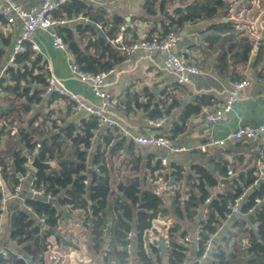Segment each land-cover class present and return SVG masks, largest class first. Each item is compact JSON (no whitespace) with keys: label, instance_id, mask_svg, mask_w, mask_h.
Here are the masks:
<instances>
[{"label":"trees","instance_id":"trees-1","mask_svg":"<svg viewBox=\"0 0 264 264\" xmlns=\"http://www.w3.org/2000/svg\"><path fill=\"white\" fill-rule=\"evenodd\" d=\"M228 0H146L141 7L146 17H161V33L156 34L157 22L147 34V39L156 35H166L169 31L182 32L187 24H197L205 21H213L228 13ZM56 18L60 19H87L97 25H101L106 32V39L99 38L87 42L82 46L81 39L77 40L75 31L82 38L84 34L92 32L97 36V32L87 24L79 22L75 31L70 27L59 28L67 45V50L73 56V61L83 70L95 73L108 71L114 64L124 60L120 45L112 44L117 40L120 33L128 35L129 28L121 31L124 20L120 16L110 17L101 10H94L84 1L73 0L56 11ZM141 22L147 19L139 18ZM0 22L3 19L0 17ZM223 36L211 37L212 43L221 44L227 49H221L218 55L216 66L219 73L224 75L228 70V59L232 50H239L242 53V63L249 61L253 45L247 39L236 45L233 44L234 32L236 29L231 21L211 26ZM134 43V42H133ZM132 43V44H133ZM11 45L10 37H6L0 31V68L3 66L7 52ZM131 45V44H130ZM82 46V47H81ZM27 53L16 57V67L8 68L5 75L0 78V175L9 181V186L15 189L20 185L21 176H25L28 163V153L34 152L36 146L40 144L39 159L42 162L53 163L52 170L38 171L34 176L37 184H44L56 195L54 207L38 200L26 199V204L37 208L47 214L45 225L35 223L26 210L15 209L10 215V232L13 241L22 247L26 258L36 262L42 261L44 254L48 251L47 240L52 236V231H58V221L62 218L58 207L68 209L71 213L82 211L85 215L91 213L89 222L83 219L84 226L89 230L91 250L98 255H103L105 264H129L131 260L130 249L135 251V264H161L159 259L160 250L151 247L150 253H154L152 258L144 249L143 237L146 231L152 227V220L157 216L168 214V209L161 196L155 193L153 186L146 185V178L132 176L133 173H140V158L133 154V147L130 145L129 157L124 159L119 165L118 173H122L123 168L126 175L118 181L117 190L111 186L115 179L114 166H109L110 158L107 156L111 145L114 148L112 155L124 151L125 139H119L117 143H112L119 136L109 132L103 140V144H98L89 159V151L92 150V143L97 128L96 119L91 116L87 120H82L79 124L70 123L60 128L58 121L50 119L52 112L45 120L40 121L41 114L32 116L29 123L26 116L32 113L33 106L40 105L45 101V87L48 71L42 64V57L30 46ZM38 72V73H36ZM29 85L31 87H29ZM36 85L34 89L32 86ZM56 94L49 98V104L56 100ZM148 104L146 110L149 111L150 104L155 101L153 118L162 115L167 111L165 101H156L152 93L147 94ZM209 101V100H208ZM205 98H197L195 105H188L179 117V123L175 124L173 136L181 135L186 131L188 118L202 112L203 105H206ZM210 103V102H209ZM47 105V104H46ZM179 105L176 99L170 106V110ZM6 107V108H5ZM169 111H167L168 113ZM150 116V117H151ZM17 126V131L13 132V126ZM10 131V133H8ZM3 138H6L3 141ZM148 170L159 171L160 166L154 169L150 163ZM98 169V171H97ZM129 170L128 174L127 171ZM193 175L187 179L190 182L193 178L192 189L187 192V199L181 202L179 190L176 191L172 201V208L175 216L183 219L184 213L189 221H193L197 216V210L205 206L204 201L210 198L207 206V221L204 231L208 234H216L222 221L229 214L227 201L243 193L245 189L253 185V191L247 197L241 212L249 215L250 210L255 207V199L264 197V183L256 188L257 178H248L244 187H235V192L220 194L211 197V191L218 185L217 177L205 167L194 165ZM183 170L175 169L172 175H177V181H181ZM195 180V181H194ZM87 182L85 184L84 182ZM121 193L123 195H121ZM115 199L112 201V196ZM58 206V207H57ZM251 219L258 224V237L252 232V244L249 253V264H261V254L264 255V204L251 212ZM84 217V216H83ZM112 219V220H111ZM112 225L113 234L109 237V248L104 251L106 244L105 232L109 224ZM179 227H173L169 231L168 242L170 264H185L188 249L177 243ZM131 239L127 241V237ZM180 236H184L181 234ZM235 237H237L235 235ZM206 238V236H205ZM237 254L233 259L242 255L238 243L234 244ZM220 262L216 264H229L225 262L226 253L218 254ZM8 264H27L25 259H17L16 255L9 254L6 260Z\"/></svg>","mask_w":264,"mask_h":264},{"label":"crops","instance_id":"crops-1","mask_svg":"<svg viewBox=\"0 0 264 264\" xmlns=\"http://www.w3.org/2000/svg\"><path fill=\"white\" fill-rule=\"evenodd\" d=\"M14 1L25 10H30L31 7L39 4V0ZM145 1L146 0H88L84 2L94 10H101L107 14L109 13L111 18L114 16L123 18L124 26L121 27L120 30L125 31V29L129 28L131 31L126 36L120 33L117 39L121 38V41L118 43L111 41V43L128 47L130 44L132 45L133 42L137 43L141 38L147 37L155 21L157 22L156 29H158L156 34L161 33V17H146L145 13L141 10ZM228 3L229 9L226 16H220L211 22L205 21L197 24H187L185 29L181 32L183 40L176 47V51L185 52L187 49H194L196 53L192 56L191 61L202 70V74L194 76L187 85L177 84L176 75L163 67V58L160 54L145 56L143 52H138L133 55L128 62L125 61L126 58L123 53L124 60L113 65L112 68L115 69V73L109 78L105 85L107 92L116 98L121 105L126 108L128 113L127 115H122L117 110L111 111L112 116L118 120L126 133L124 136H119V138L112 142L116 144V141L119 139H125L124 151L113 156L112 152L115 147L111 145L109 154L107 155L110 158L109 166H114L113 170L115 171V179H113L111 186L114 191H116L118 189V181L126 175L124 172L125 168H123L122 173H118L117 170L121 162L129 157V146L132 145L133 154L135 157L140 158L141 166L140 173H133L132 176H139V178L142 179L146 178V185H148V187L153 186L155 189L157 186L156 189L160 192L159 196H161L165 207L168 209L167 215L157 216L152 220L151 224L158 229H162V234L165 232L166 226L169 227V230L176 226L179 227L176 242L188 249L185 264H198L195 262L197 257V245L193 237L202 217L205 212H208V205L205 204V206L197 210L195 219L189 221L185 213L183 219L175 216V210L172 208L171 203L175 197L176 191L179 190L181 202H183L187 199V192L192 189V180L194 178L190 182L187 180L190 175H193L192 167L194 165L203 166L217 177L218 185L212 189L211 197L235 192V187L239 185L244 187L248 178L251 176H255L257 181L262 179L264 182V178L260 173V170L264 168V156L262 159L259 158L260 151L263 150L264 152V137L247 143L228 144L226 147L215 148L209 150L207 153L198 150V147L203 143L205 137L209 133L217 138H224L242 125L249 124L257 126L264 120V96L262 85V79L264 78V0H254L253 2L247 0H228ZM127 18L129 19L128 21ZM139 18L147 19V21L141 22ZM82 20L88 21L87 19H69L66 28L70 27L75 31L77 24L82 22ZM229 21L233 23L236 29L233 37V44L236 45L247 39L252 43L253 50L249 61L245 63L241 61V51L237 49L232 50L228 59V70L224 75H221L215 66L221 49H227L228 46L225 44L224 47L219 41L217 44L212 43L211 37H218L220 39L223 34L212 30L211 26ZM98 26L100 30L104 32L101 25ZM0 31L11 39V45L6 49L7 55L3 60L4 68L10 59L13 44L20 33V27L15 26L8 31H2L0 28ZM75 35L77 40L81 39L82 46L99 37L98 32L97 36L89 32L84 34L82 38H79V35L75 31ZM104 35L107 37L106 32H104ZM259 40H261L260 44H258ZM36 44L40 51V57H42V64L40 65L45 70L46 67H49V70L59 78L65 89L75 94L88 106H98L99 101L92 89L81 84L69 69L70 62L73 60L72 54L69 53L68 50V52L65 53L54 49L50 43L49 36L43 32L37 35ZM253 57H255V60L253 67H251L250 63ZM246 80L249 81V84L240 92L237 101L234 103V109L228 112L222 121L215 124H208L206 122V116L209 112L226 103L229 93L232 90V82ZM29 87L31 86L29 85ZM32 88L36 89L37 86L34 85ZM149 93L154 95L156 101H165L166 107H168L167 111L169 112H164L168 116L167 128L164 130L165 134L168 136L173 134V130L176 127L175 124L179 123V117L188 105H195L199 97L206 99L207 103L203 105L202 112L198 115L194 114L190 116L186 124V131L177 136L179 144L190 148L188 152L180 154L172 152L166 153L163 150L153 149L151 147L141 148L130 141L131 135H142L150 132V128L146 126L145 120L153 114L155 101L150 104L151 108L147 111L145 106L148 104L149 99L147 94ZM55 97L56 100L52 102V104H49V98L45 92V101L41 106H33L32 113L27 115L25 120L29 123L32 116L36 113L41 114L40 121L45 120L50 111L52 112L51 120L56 119L60 128L71 122L79 124L82 120L89 119L85 111H78L75 109L73 103L68 99L62 98L57 94ZM0 98H2L1 92ZM174 99H176L179 105L170 110V106L173 104ZM53 116L55 117L53 118ZM17 126H19L18 123L13 126V132L17 131ZM109 132L114 133L115 136L119 135L116 130L95 131L92 150L89 151L90 160L92 159L96 146L98 144H103L104 137ZM8 133H10V131ZM5 139L6 138H3V141H5ZM156 156L166 159L168 166L165 167L161 165L159 161L156 162L154 160ZM27 157L28 160L32 162V158H30L29 155ZM53 163L54 168L55 162ZM149 163L153 168L159 165V171L155 170L152 172V169L148 170ZM176 168L183 170L181 181H177V175H172V172H174ZM230 168L234 171L233 175H228V170ZM128 172L129 170L127 174ZM172 178H174L173 181H171ZM0 180L9 189H13L9 186V181L2 175H0ZM20 180V187L23 189L24 196L29 197L28 179L22 176ZM121 195L123 194L121 193ZM111 199L113 201L115 195H113ZM24 203L25 202L19 200L10 201L8 207V225L4 233L0 235V250L13 255H21L25 260L33 262L25 257L22 247L17 244V241L12 240L10 232V215L18 208L26 210V203ZM62 210L63 212L69 213L71 217H62L58 221L57 226H59V229L57 232L60 234V237L52 234V236L48 238V240L56 244L59 254L53 258L50 257L49 253H45L42 261L36 260L33 264H105L103 261L104 253L98 255L91 250L89 230L83 223L84 212L74 211V213H71L68 209ZM250 214L252 213L249 212V215H246L240 212L231 216L230 219L222 221L223 223L218 228V232L214 237L215 247L212 258L203 261L201 264L219 263L220 259L218 254L221 251L226 253L224 261L229 264H249L248 249H250L252 244V234L250 232L258 237V224L252 221L250 217L252 215ZM109 225H111V223ZM112 230L111 228L110 236L113 234ZM181 234H184V236H180ZM235 235L237 237H235ZM158 236L161 239L162 236L160 237V233ZM185 236L192 237V241L188 245L183 243V238ZM109 237H106L107 241L103 252H106L109 248ZM164 242L169 252L170 243L168 242V237L164 239ZM155 243H157L155 247L160 250L159 239ZM235 243H238V247L241 248L243 253L233 259V255L237 254L234 247ZM150 252L149 250L148 254H151L152 258L155 257V254ZM168 254H162L160 250L159 259L161 264H170L168 262ZM130 255L131 260L129 264H135L134 249H130ZM260 260H262L261 264H264L263 254H261Z\"/></svg>","mask_w":264,"mask_h":264},{"label":"built area","instance_id":"built-area-1","mask_svg":"<svg viewBox=\"0 0 264 264\" xmlns=\"http://www.w3.org/2000/svg\"><path fill=\"white\" fill-rule=\"evenodd\" d=\"M73 0H39V4L31 7L30 10L23 9L14 0H0V17L3 22H0V28L2 31H8L12 27L19 26L20 33L15 39V43L12 47V53L8 63L5 67L1 68V77L8 68L16 67V57L27 53V47L30 46L37 54L40 51L37 48L36 37L40 32L46 33L49 36L52 47L56 50L67 53V45L64 41L63 36L58 31L61 27H66L69 23L67 19L56 18V11L59 10L65 4H68ZM88 1V0H80ZM253 2L254 0H247ZM183 40L181 32L169 31L166 35H155L151 39L147 37L141 38L137 43H134L128 47L121 46L126 62L138 52H143L145 56L160 54L163 58V67L176 75V82L178 85H187L192 78L196 75L202 74V70L197 67L192 61V56L195 55L194 49H187L185 52H177L176 47ZM121 38L117 39L116 43L120 42ZM113 42V43H114ZM69 69L72 71L74 77L83 85L88 86L92 89L94 95L99 101L98 106H88L83 100L77 97L72 92L65 89L59 78L46 67L48 76L46 78V95L50 97L52 94H57L62 98L68 99L73 103L74 108L78 111H85L87 116L90 118L93 116L97 121V130H116L118 136H124L125 130L121 127L117 119H115L111 111H119L122 115H127V110L121 103L114 98L105 89V85L109 78L115 73L114 68H110L104 72H89L83 70L73 60L70 62ZM249 81H234L232 82V90L229 93L228 99L223 106L211 111L206 116V122L208 124H215L222 121L228 112L234 109V103L237 101L240 92L248 86ZM263 85V96H264V78L262 79ZM168 116L166 113L158 117H148L145 120V124L150 128V132L142 135H131L130 141L141 148H153L160 149L166 153H185L190 148L185 145L179 144V139L176 136L166 135L164 130L167 128ZM264 137V120L257 126L242 125L236 130L229 133L224 138H217L209 133L203 143L200 144L198 150L207 153L209 150L215 148H223L228 144L234 143H247L262 139ZM41 151L40 144H38L34 150V153L39 154ZM264 156L263 150L259 153V158L262 159ZM154 160L159 161L161 165L167 167L166 159H162L156 156ZM261 162V161H260ZM259 162V163H260ZM30 161L25 165L27 172L25 178L28 179V196H24L23 189L20 185L15 186V189H9L0 180V235L5 231L9 220V203L10 201L19 200L26 203V199L38 200L43 203L49 204L54 207L56 202V195L50 191L44 184H37L35 176H32ZM262 164V163H260ZM98 171V169H97ZM233 169L228 170V175H233ZM87 184V182H84ZM253 191V185L245 189L239 196L229 199L227 201V210L229 214L226 219H230L231 216L241 212L247 197ZM157 195L160 194L159 190L155 189ZM210 198L205 200L204 203L209 205ZM256 205L250 212L260 208L264 204V197H258L255 199ZM24 203V204H25ZM25 208L30 214L31 218L35 223L39 225H45L47 220V214L44 211H40L36 207H30L25 204ZM208 213V212H207ZM207 213L205 212L200 224L198 225L193 240L197 245V257L195 262L201 264L203 261H207L212 258L213 250L215 247L214 237L216 234H208L204 231L205 222L207 221ZM91 213L84 215L83 219L89 222ZM162 229H158L152 224V227L146 231L143 237L144 249L148 253L149 249L153 246H157L155 243L160 237L165 239L169 235V227L166 226L165 232L162 234ZM206 236V238H205ZM165 237V238H164ZM131 239V235L127 237V241ZM192 237L185 236L183 243L190 244ZM48 251L50 257L55 258L59 254L57 246L51 240H47ZM9 257V253L0 250V264H8L6 260ZM17 259H25L23 256L16 254Z\"/></svg>","mask_w":264,"mask_h":264},{"label":"water","instance_id":"water-1","mask_svg":"<svg viewBox=\"0 0 264 264\" xmlns=\"http://www.w3.org/2000/svg\"><path fill=\"white\" fill-rule=\"evenodd\" d=\"M129 19L127 18V21ZM83 23L87 24V26H91L95 31L98 32V36L99 38H104L106 39L105 35H104V32L102 30H100L99 26L91 21H86V20H82ZM261 43V40L258 41V44ZM254 60H255V57L252 58L251 60V63H250V66L253 67V64H254ZM29 157L32 158V162L30 163V168H31V173H32V176H34L38 171H41V170H52L53 169V166H54V163H48V162H42L39 157H38V154L36 153H32V152H29L28 153ZM260 173L261 175L263 176L264 178V168H262L260 170ZM19 178H22V176L19 174ZM174 178H172L171 181H173ZM264 182L262 179H259L257 181V184H256V188H258L260 185H262ZM58 207V206H57ZM58 210L59 212L62 214V217L63 218H66V217H71L69 215V213L67 212H63L62 208L61 207H58ZM111 228H112V225H109L106 229V237H109L110 236V233H111ZM51 233L54 235V236H57V237H60V234L58 232H54L51 230ZM159 243H160V250H161V253L162 254H165L167 255L169 252L167 250V247H166V243L164 242V239L161 238L159 240ZM27 264H33V262L31 261H28L27 260Z\"/></svg>","mask_w":264,"mask_h":264},{"label":"rangeland","instance_id":"rangeland-1","mask_svg":"<svg viewBox=\"0 0 264 264\" xmlns=\"http://www.w3.org/2000/svg\"><path fill=\"white\" fill-rule=\"evenodd\" d=\"M47 117V116H46ZM55 116H53V118H54ZM50 119H51V117H49ZM54 120H56V119H54ZM157 187V186H156ZM156 187H155V189H156Z\"/></svg>","mask_w":264,"mask_h":264}]
</instances>
